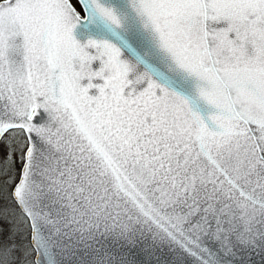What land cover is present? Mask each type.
<instances>
[{"label": "snow or ice", "instance_id": "6c2138e0", "mask_svg": "<svg viewBox=\"0 0 264 264\" xmlns=\"http://www.w3.org/2000/svg\"><path fill=\"white\" fill-rule=\"evenodd\" d=\"M0 264L264 253V0H0Z\"/></svg>", "mask_w": 264, "mask_h": 264}, {"label": "water", "instance_id": "95a60500", "mask_svg": "<svg viewBox=\"0 0 264 264\" xmlns=\"http://www.w3.org/2000/svg\"><path fill=\"white\" fill-rule=\"evenodd\" d=\"M157 255L160 256V259L164 262V264H170V261L173 259L172 254L169 253L167 249H164L163 252L157 251ZM241 255L249 257L248 264H264V253H261L258 250L248 253H242ZM136 260L138 261V264H144V254L137 255ZM153 264H155V262H153Z\"/></svg>", "mask_w": 264, "mask_h": 264}, {"label": "rangeland", "instance_id": "374dc122", "mask_svg": "<svg viewBox=\"0 0 264 264\" xmlns=\"http://www.w3.org/2000/svg\"><path fill=\"white\" fill-rule=\"evenodd\" d=\"M73 2H75V0H73ZM6 195L7 194L5 192L0 191V205L7 203Z\"/></svg>", "mask_w": 264, "mask_h": 264}]
</instances>
